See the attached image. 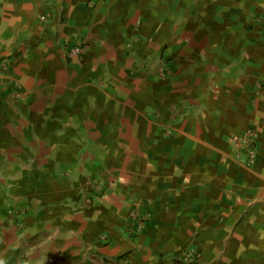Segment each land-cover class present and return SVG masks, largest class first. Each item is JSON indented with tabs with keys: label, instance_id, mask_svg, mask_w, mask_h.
Listing matches in <instances>:
<instances>
[{
	"label": "crops",
	"instance_id": "crops-1",
	"mask_svg": "<svg viewBox=\"0 0 264 264\" xmlns=\"http://www.w3.org/2000/svg\"><path fill=\"white\" fill-rule=\"evenodd\" d=\"M2 76L0 264H264V0H0Z\"/></svg>",
	"mask_w": 264,
	"mask_h": 264
},
{
	"label": "built area",
	"instance_id": "built-area-1",
	"mask_svg": "<svg viewBox=\"0 0 264 264\" xmlns=\"http://www.w3.org/2000/svg\"><path fill=\"white\" fill-rule=\"evenodd\" d=\"M80 51V47H73L69 53L72 55H77ZM0 93L3 95V98L9 102H19L25 96L22 84L18 80L8 76H2L0 79ZM171 110L175 112L176 116L179 114L176 107H172ZM255 137V130L248 128L242 133L234 135L231 139V142L240 153L244 163L247 165L255 163L258 155ZM95 187L98 189L96 185ZM86 202L90 204L91 200L87 199ZM23 211H28L27 205L23 206ZM198 256L199 249L192 245H188L181 250L179 255H177L167 264H193Z\"/></svg>",
	"mask_w": 264,
	"mask_h": 264
}]
</instances>
